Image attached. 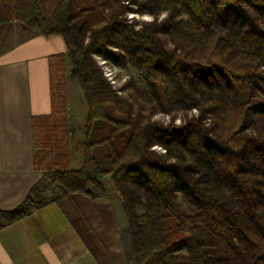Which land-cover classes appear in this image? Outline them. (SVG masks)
Returning a JSON list of instances; mask_svg holds the SVG:
<instances>
[{"label": "trees", "instance_id": "1", "mask_svg": "<svg viewBox=\"0 0 264 264\" xmlns=\"http://www.w3.org/2000/svg\"><path fill=\"white\" fill-rule=\"evenodd\" d=\"M14 21L62 38L86 104L85 138L70 169L65 76L51 63V111L31 119L40 179L0 210V228L58 203L105 264L67 200L100 199L110 178L126 221L124 264H264V0H0V23ZM95 56L138 71L126 95ZM157 110L170 122L153 119Z\"/></svg>", "mask_w": 264, "mask_h": 264}, {"label": "crops", "instance_id": "2", "mask_svg": "<svg viewBox=\"0 0 264 264\" xmlns=\"http://www.w3.org/2000/svg\"><path fill=\"white\" fill-rule=\"evenodd\" d=\"M63 53L61 37L43 36L16 21L0 23V210L19 205L40 179L32 164L31 119L51 110L50 57ZM69 200L110 261L123 264L122 224L113 206L95 205L82 193ZM0 264L102 263L89 252L63 206L53 202L0 228Z\"/></svg>", "mask_w": 264, "mask_h": 264}, {"label": "rangeland", "instance_id": "3", "mask_svg": "<svg viewBox=\"0 0 264 264\" xmlns=\"http://www.w3.org/2000/svg\"><path fill=\"white\" fill-rule=\"evenodd\" d=\"M161 15L160 17H162ZM159 17V18H160ZM127 18L129 20L140 21H150L152 17L146 13H135L128 12ZM95 59L99 65H101L104 75L110 81V83L115 87L116 92L120 95H126L129 91L128 88H125L124 84L128 80L130 76L136 77L138 71L130 65H120L114 63L112 61L106 60L100 56H95ZM51 63L57 64L58 68L61 69L62 73L65 76V87L64 93L67 101V110L64 115H62L61 120L64 123V137L68 142L69 146V159L68 164L70 169H77L81 162V144L85 138L84 131V121H85V113H86V104L81 96V92L76 80L72 79L69 75L70 65L66 55L60 54L55 58V60L51 61ZM51 111V110H50ZM188 115H196V110H191L187 112ZM180 113L177 114V117L173 119L175 124L180 122ZM152 118L155 120H160L164 123L170 122L169 115L164 114L157 110ZM156 149H160L158 146H153ZM104 190L105 194L103 197L97 200H93L95 205L100 204H110L113 206L114 214L118 215V222L122 224L121 229L125 226L126 221L124 214L121 209L120 197L115 192L113 183L110 178H106L104 181ZM177 201L181 204L182 210L186 213H191V208L189 207L187 201L179 196ZM67 205L69 207L74 208L75 205L72 201L67 200ZM142 207L139 206L137 211L139 213L142 212ZM106 216L111 215L110 212L105 214ZM103 263L105 264H113L109 259H103ZM124 264V263H123Z\"/></svg>", "mask_w": 264, "mask_h": 264}]
</instances>
